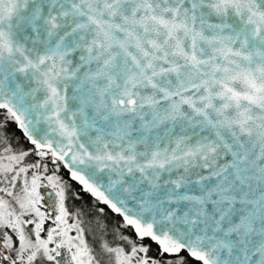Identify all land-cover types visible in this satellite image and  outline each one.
Segmentation results:
<instances>
[{
  "label": "snow or ice",
  "instance_id": "1",
  "mask_svg": "<svg viewBox=\"0 0 264 264\" xmlns=\"http://www.w3.org/2000/svg\"><path fill=\"white\" fill-rule=\"evenodd\" d=\"M0 264H264V0H0Z\"/></svg>",
  "mask_w": 264,
  "mask_h": 264
}]
</instances>
